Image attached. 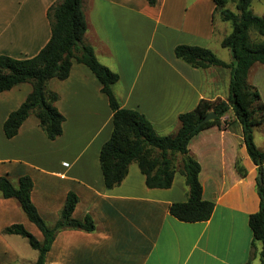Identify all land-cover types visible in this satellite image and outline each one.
Here are the masks:
<instances>
[{
  "label": "crops",
  "instance_id": "1",
  "mask_svg": "<svg viewBox=\"0 0 264 264\" xmlns=\"http://www.w3.org/2000/svg\"><path fill=\"white\" fill-rule=\"evenodd\" d=\"M57 1L0 0V55H35L50 37L47 8ZM82 8L87 23L83 40L118 74L113 85L118 102L143 113L158 134L174 133L178 115L201 98H227L229 67H192L173 52L177 44L199 45L231 60L228 48L213 47L231 30L216 18L213 0H156L154 5L147 0H82ZM262 76L264 64L255 62L247 80L257 88ZM46 87L57 92L55 106L64 116L62 132L53 139L33 113L7 137L3 122L25 100L31 84L0 92V175L15 186L20 176L31 177L30 198L49 225L59 217L67 192L74 191L78 201L72 216L90 213L95 229L59 230L44 264H254L261 243L252 245L248 217L259 208V170L247 153L240 123L233 122L231 129L207 126L190 138L189 151L200 163L202 197L213 201L214 209L207 220L186 222L168 211L171 202L187 198L183 175L175 173L170 187H148L131 162L118 185L105 187L99 152L112 131V110L85 64L73 60L69 75L48 79ZM259 126L264 132V123ZM237 158L245 175L236 169ZM13 223L43 238L19 202L0 194V264H26L20 252L27 239L3 232ZM35 251L28 264L36 260Z\"/></svg>",
  "mask_w": 264,
  "mask_h": 264
},
{
  "label": "trees",
  "instance_id": "2",
  "mask_svg": "<svg viewBox=\"0 0 264 264\" xmlns=\"http://www.w3.org/2000/svg\"><path fill=\"white\" fill-rule=\"evenodd\" d=\"M213 1L215 8L220 9L221 19L230 22L231 30L223 36L220 44L228 48L231 60L226 62L210 48L199 45L177 44L173 52L192 67H229V93L226 99L201 98L193 109L180 113L174 133L158 134L143 113L120 105L113 91L118 74L101 63L92 46L83 41L87 23L82 0H58L47 8L50 37L35 55L25 58L0 55V92L21 82L31 84V91L25 100L4 120L3 131L7 137L14 136L23 120L33 113L48 138L61 134L64 116L55 106L58 94L48 89L46 82L53 77L65 79L73 60L81 62L100 82L101 91L107 96L112 110V131L99 152L105 187L118 185L126 176L131 162H135L144 174L148 187H170L174 174L179 172L187 186V198L171 202L168 211L181 221L195 222L210 218L214 202L202 197V185L198 178L200 163L190 153L188 142L204 127L216 125L221 129H231L233 122L237 121L241 125L247 153L262 173V180L258 178L256 183L259 208L249 214L248 225L252 231V245L255 241L261 243L259 258L260 264H264V149L258 148L253 135V128L264 123V103L259 90L247 80L252 64H264V16L252 11V0H235L237 12L224 7L228 0ZM147 2L154 5L156 0ZM209 111L215 112V118L194 128ZM229 111L233 114L232 119H223ZM235 166L241 175L246 174L239 158ZM32 184L28 175L20 176L16 186L8 177L0 175V194L19 202L27 218L41 231L42 240H38L21 223L10 224L3 228V232L25 237L29 245L38 251L33 264H44L45 254L59 230L92 231L95 222L90 213L83 218L72 216L78 196L74 191H68L59 217L49 225L30 198Z\"/></svg>",
  "mask_w": 264,
  "mask_h": 264
},
{
  "label": "rangeland",
  "instance_id": "3",
  "mask_svg": "<svg viewBox=\"0 0 264 264\" xmlns=\"http://www.w3.org/2000/svg\"><path fill=\"white\" fill-rule=\"evenodd\" d=\"M224 7H227L229 9H231L232 11L237 12L236 7H235V0H228ZM250 7H251V9H252V11L254 13L264 16V0H252ZM216 12H217L216 13V18L217 17L219 18V16L221 17L220 9H216ZM224 21H225V23H229V25H230L229 21H227V20H224ZM215 46H216V48L219 47L220 49H227V48H221L223 46H221L220 43H218V44L214 43L213 47L215 48ZM218 50H217V52L219 53ZM221 54H220V56H221ZM255 71H256V68H253L252 69V73H251L253 76H254ZM256 85H257L258 90L260 91L262 100L264 101V76H262V77H260V78H258L256 80ZM232 116H233L232 112L229 111L223 117V119H232ZM253 131H254L253 135L255 136V141L254 142L256 143L258 148L264 149V132H263V128L261 126H255ZM176 174L177 175H181L179 172H176ZM23 238L25 239V237H23ZM25 241H27V240H25ZM20 253L22 254L23 260H24V262L26 264L30 263V261H32L35 258V256H36V251L33 250V248L30 247L27 242H25L24 249ZM259 263H260L259 256H257L256 259L254 260V264H259Z\"/></svg>",
  "mask_w": 264,
  "mask_h": 264
},
{
  "label": "water",
  "instance_id": "4",
  "mask_svg": "<svg viewBox=\"0 0 264 264\" xmlns=\"http://www.w3.org/2000/svg\"><path fill=\"white\" fill-rule=\"evenodd\" d=\"M215 116H216V114H215L214 111H209L204 117H202L201 119H199L197 121V123L194 125V128H198L199 126H201L206 121L215 118ZM258 178L260 180H262V173H261V171L258 172Z\"/></svg>",
  "mask_w": 264,
  "mask_h": 264
}]
</instances>
